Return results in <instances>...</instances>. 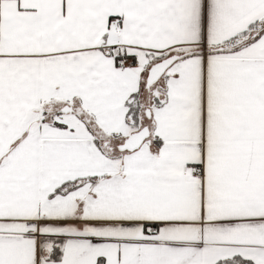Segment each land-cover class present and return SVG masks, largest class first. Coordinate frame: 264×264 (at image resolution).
<instances>
[{"label":"snow or ice","instance_id":"6c2138e0","mask_svg":"<svg viewBox=\"0 0 264 264\" xmlns=\"http://www.w3.org/2000/svg\"><path fill=\"white\" fill-rule=\"evenodd\" d=\"M0 264H264V0H0Z\"/></svg>","mask_w":264,"mask_h":264}]
</instances>
